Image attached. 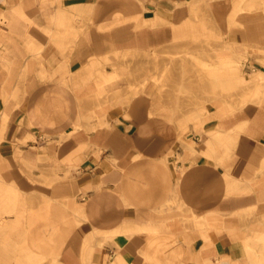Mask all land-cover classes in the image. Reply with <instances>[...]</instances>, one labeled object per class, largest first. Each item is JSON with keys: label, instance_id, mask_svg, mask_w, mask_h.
Returning <instances> with one entry per match:
<instances>
[{"label": "crops", "instance_id": "crops-1", "mask_svg": "<svg viewBox=\"0 0 264 264\" xmlns=\"http://www.w3.org/2000/svg\"><path fill=\"white\" fill-rule=\"evenodd\" d=\"M17 248L264 264V0H0V255Z\"/></svg>", "mask_w": 264, "mask_h": 264}, {"label": "rangeland", "instance_id": "rangeland-1", "mask_svg": "<svg viewBox=\"0 0 264 264\" xmlns=\"http://www.w3.org/2000/svg\"><path fill=\"white\" fill-rule=\"evenodd\" d=\"M247 59V55H245L241 61H240V75L241 77L244 78L246 71L243 69L244 66V62ZM224 73L219 72V94H227L230 95L232 90L231 88H223L222 86V79L221 77H223ZM7 249V248H6ZM9 251H11L12 249H7ZM16 251V255L12 256V255H3L4 253V249H1V255H0V264H31L30 259L31 257H33V255L30 254V252H28L27 248H17L15 249ZM35 258H37L36 256H34ZM47 262H46V261ZM55 258L52 257H48V258H37L35 263L33 264H57V262H55ZM45 262V263H44Z\"/></svg>", "mask_w": 264, "mask_h": 264}, {"label": "bare ground", "instance_id": "bare-ground-1", "mask_svg": "<svg viewBox=\"0 0 264 264\" xmlns=\"http://www.w3.org/2000/svg\"><path fill=\"white\" fill-rule=\"evenodd\" d=\"M255 80V79H254ZM95 250V249H94ZM99 250V249H98ZM100 251V250H99ZM34 253V252H33ZM101 253V252H100ZM99 256V255H98ZM36 259L37 258H35L34 256L33 257H31V259H30V262H31V264H33V263H35V261H36ZM94 261V260H93ZM100 262V261H99Z\"/></svg>", "mask_w": 264, "mask_h": 264}]
</instances>
